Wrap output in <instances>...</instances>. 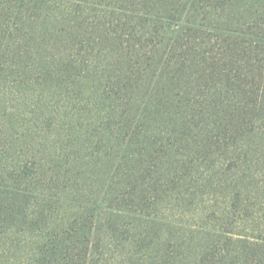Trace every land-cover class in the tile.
<instances>
[{"label": "trees", "instance_id": "obj_1", "mask_svg": "<svg viewBox=\"0 0 264 264\" xmlns=\"http://www.w3.org/2000/svg\"><path fill=\"white\" fill-rule=\"evenodd\" d=\"M242 3L0 0V264H129L109 245L128 239L124 219L154 221L150 190L176 145L160 139L199 126L208 107L209 146L254 136L264 116V0ZM221 77L227 88L210 85ZM44 96L73 107L39 106ZM29 106L40 127L21 131L15 122ZM155 118L164 124L153 134ZM201 252L187 264H264V237L235 257Z\"/></svg>", "mask_w": 264, "mask_h": 264}, {"label": "rangeland", "instance_id": "obj_2", "mask_svg": "<svg viewBox=\"0 0 264 264\" xmlns=\"http://www.w3.org/2000/svg\"><path fill=\"white\" fill-rule=\"evenodd\" d=\"M254 4L255 0H243L239 6L252 8ZM238 13L235 12L236 15L241 12ZM212 14L216 15L214 20L219 19V12H209V15ZM234 19L237 20L238 16ZM214 35L216 32L209 31V38ZM2 40L0 34V42ZM5 42L8 41L2 44ZM3 48L0 44V54ZM210 85L227 88L223 80L216 83L212 81ZM215 93L222 94L218 90ZM10 98L12 95L9 94ZM28 101L31 104L30 97ZM46 101L56 103V108L64 105L73 107L65 99L60 102L47 96L39 99V106H43ZM29 109L30 106L21 110L30 112ZM28 112L24 113L23 119L15 122L21 131L40 127ZM5 119L0 107V126ZM40 119L44 121L43 117ZM203 121L199 126L176 129L172 136L160 139L163 145H167V141L176 145L167 152L159 177H154L157 183L150 190L154 206L146 213L154 221L147 224L139 218L124 219V229L129 232L128 239L124 241L123 238H116V245H109L110 248L119 246L124 249L127 253L124 258L129 260V264H135L136 260L152 264H187L188 261L197 260L202 249L209 251L213 247H225L235 257L244 246L264 237V116L254 123L253 126L258 129L251 134L254 136L246 139V135L240 136L232 144L228 136L224 140L220 137L224 141L221 146H209V107L206 108ZM163 124L162 118H155L150 123L153 134ZM144 132H147L146 128ZM204 146L209 149L205 150ZM163 150L167 151L166 147ZM150 240L153 244L148 243ZM245 240L248 243L242 242ZM215 241L219 245H212ZM158 247L166 258L158 254ZM247 250L252 252L250 248ZM177 256L182 257L168 260L169 257ZM110 264L123 263L121 259L113 257ZM221 264L232 263L228 258Z\"/></svg>", "mask_w": 264, "mask_h": 264}]
</instances>
